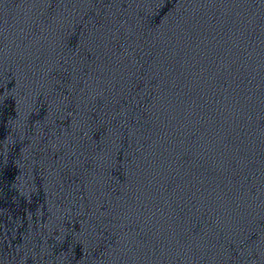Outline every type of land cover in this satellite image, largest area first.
<instances>
[{"label": "water", "instance_id": "obj_1", "mask_svg": "<svg viewBox=\"0 0 264 264\" xmlns=\"http://www.w3.org/2000/svg\"><path fill=\"white\" fill-rule=\"evenodd\" d=\"M0 264H264V0H0Z\"/></svg>", "mask_w": 264, "mask_h": 264}]
</instances>
